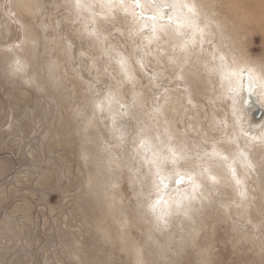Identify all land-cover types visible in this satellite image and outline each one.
I'll use <instances>...</instances> for the list:
<instances>
[{
    "label": "bare ground",
    "instance_id": "obj_1",
    "mask_svg": "<svg viewBox=\"0 0 264 264\" xmlns=\"http://www.w3.org/2000/svg\"><path fill=\"white\" fill-rule=\"evenodd\" d=\"M65 1L81 24L79 33L89 38L101 59L91 58V68L108 77V91L95 106L103 112L99 119L109 120L106 131L122 139L124 120L141 122L135 161L131 156L125 165L118 154L110 157L121 173L105 185V209L113 228L101 227L104 237L112 236L115 249L131 264H151L165 258L174 244L180 249L190 240L193 245L210 210L264 233V130L249 128L245 114L264 106V59L237 38L246 26L264 35V0ZM17 4L27 15H37L40 8L37 0ZM112 24L127 38L128 48L110 41L107 27ZM32 30L25 42H36ZM149 62L157 68L146 75ZM32 64L18 53L10 71L21 76ZM164 76L171 86L156 91L163 92L159 100L151 99L146 88L160 86ZM184 117L191 126L185 133L178 122ZM84 121L85 131L94 129ZM90 140L86 137L80 145L86 163L92 157ZM96 171L94 164L89 181L100 184L104 180ZM124 181L132 190L131 209Z\"/></svg>",
    "mask_w": 264,
    "mask_h": 264
},
{
    "label": "rangeland",
    "instance_id": "obj_2",
    "mask_svg": "<svg viewBox=\"0 0 264 264\" xmlns=\"http://www.w3.org/2000/svg\"><path fill=\"white\" fill-rule=\"evenodd\" d=\"M37 1L40 8L34 16L23 13L18 0H0V264H129L115 249L114 238L104 237L100 228H113L103 196L105 185L121 173L110 157L118 154L123 164L131 162L141 122L124 120L122 139L111 138L106 131L109 120L99 119L103 112L95 108L109 88L106 73L91 68V58L101 60L97 51L79 33L81 24L65 0ZM107 28L110 41L130 46L114 24ZM28 29L35 32L36 42H25ZM237 38L264 59L263 32L241 27ZM18 53L33 63L21 76L10 71ZM148 65L146 75L157 68L153 62ZM167 81L164 76L160 86L152 91L148 86L145 92L159 100L163 92H157L171 84ZM245 114L249 128L264 130L263 105ZM84 120L94 129L85 131ZM178 122L182 132L191 130L186 117ZM86 137L91 139L88 163L80 151ZM94 164L104 180L100 184L89 181ZM126 182L122 185L131 209L134 198ZM211 212L201 219L204 227L193 245L190 240L180 249L174 244L165 258L150 263L264 264V233L251 232L250 224L235 216L225 219L220 211Z\"/></svg>",
    "mask_w": 264,
    "mask_h": 264
}]
</instances>
